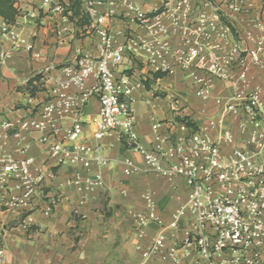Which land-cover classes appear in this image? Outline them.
I'll list each match as a JSON object with an SVG mask.
<instances>
[{
	"label": "crops",
	"instance_id": "crops-1",
	"mask_svg": "<svg viewBox=\"0 0 264 264\" xmlns=\"http://www.w3.org/2000/svg\"><path fill=\"white\" fill-rule=\"evenodd\" d=\"M34 2L38 7L40 0ZM248 2L256 7V11L241 16L236 35L221 27L218 32L225 33L227 39L214 34L201 41L205 45L215 43L225 50L230 48L232 40L239 41L244 50L254 48L256 41L263 37L262 29L251 30L255 39H246L244 32L258 17L260 0ZM117 3L114 16L109 20L114 42L122 43L127 33L147 39L146 29L134 21L133 15L119 4V0ZM137 4L146 13L165 8L159 20L167 30L165 38L172 53L160 63L148 65L142 61L144 63L132 67L138 82L131 108L141 146L151 150L160 144L170 150L179 140L187 138L193 128L202 131L210 141H217L222 133L231 131L232 142L222 147V157L227 161L248 133L241 130L240 116L222 114L223 106L242 89H260L264 95V75L249 60L245 64L248 69L245 84L238 79L239 69L229 72L228 80L210 77L207 71L210 57L203 63L197 59L190 65L186 63L188 43L196 40L193 33L198 28L200 15L211 16L215 12L208 0H137ZM99 10L102 12L103 6ZM30 11L27 6L26 14L17 18L14 25H8L0 16V49L7 53L4 63L0 64V117L5 115L14 120L29 115L36 106L55 97L54 89L65 66L86 58H98L102 53L97 29H88L86 25L78 27L54 8L41 11L39 20L32 17ZM11 30L18 32L32 47L15 46ZM140 58L144 59L143 56ZM158 71L168 72L166 76L154 79L153 73ZM38 74L42 75L39 84L43 89L31 97L24 84ZM200 81H209L211 85L208 99L197 95ZM95 82L90 78L84 89L71 87L67 91L77 98L79 118L87 124L90 140L100 103L84 93ZM184 117H188L194 126L188 127L177 119ZM76 119L77 115L70 110L59 122L58 140L66 139ZM39 136L36 133L25 141L29 154L36 157L38 167L44 164L46 157L45 147L37 140ZM102 145L110 164L101 170L103 185L100 188L87 192L83 185L67 183L77 178L84 180L97 173V168L85 170L64 165L53 170V177L45 178L48 186L60 190L64 196L51 216L37 211L23 220L19 213H0V249L5 251V260L0 264H142L143 252L149 250L160 235L164 237L160 251L146 264L197 262L199 257L194 244L184 242L189 215L176 221L177 211L189 201L190 191L184 180L159 176L137 151L127 149L116 135L104 139ZM9 150L14 158H22L18 146L10 144ZM126 158L135 163L139 169L137 173L126 174L123 163ZM260 162L264 165V150ZM147 195L155 202L158 222L149 223L143 236L139 237L134 228V215L148 214ZM175 222L176 227L173 226ZM24 223L30 228L26 229ZM260 254L264 264V247Z\"/></svg>",
	"mask_w": 264,
	"mask_h": 264
},
{
	"label": "built area",
	"instance_id": "built-area-1",
	"mask_svg": "<svg viewBox=\"0 0 264 264\" xmlns=\"http://www.w3.org/2000/svg\"><path fill=\"white\" fill-rule=\"evenodd\" d=\"M13 1L19 11L18 18L26 14L27 6L36 20L41 19V11L52 8L61 11L68 20L72 16L70 0H40L38 7H35L34 0ZM208 1L215 12L211 16L200 15L198 28L193 33L196 40L188 43L186 63L190 65L195 59L203 63L210 57L207 69L210 77L228 80V73L239 69L238 79L245 84L248 80L245 64L249 60L264 75V0H260L258 17L244 32L246 39H255L251 30L260 28L263 37L256 41L254 48L245 50L239 41L232 40L230 48L225 50L215 43L205 45L201 38L208 40L215 34L227 39L225 33L218 32L221 27L236 35L241 16L251 15L256 7L248 0ZM117 4V0H81V16L87 21L86 28L97 29L100 35L101 55L65 66L54 89L55 97L36 106L29 115L17 120L5 115L0 117V213H19L23 220L37 211L51 216L64 196L60 190L48 186L45 178L53 177V170L64 165L85 170L97 168L94 175L67 183L83 185L87 192L100 188L103 185L101 170L110 164L102 141L116 135L127 149L137 151L156 174L180 177L186 183L190 191L189 201L177 211L176 221L189 215L184 242L194 244L199 257L195 264H263L260 250L264 247V165L260 157L264 150V95L260 89H242L223 106L222 114L240 116L241 130L248 133L243 144L233 150L227 161L222 157V147L232 142L231 131L222 133L217 141H210L202 131L193 128L187 138L179 140L170 150L160 144L151 150L145 149L136 133L131 108L138 82L132 67L144 63L142 61L148 65L160 63L172 54L165 38L167 30L159 20L165 8L162 7L164 10L160 14L152 15L156 11L146 13L137 0H119V4L133 15L134 21L146 29L149 37L144 39L127 33L124 41L116 44L110 33L109 20L114 16ZM102 6L104 10L101 12ZM10 33L15 46L32 47L15 30ZM6 56L7 53L0 49V64L4 63ZM142 56L144 59L140 58ZM90 78L96 82L84 96L94 97L100 103L92 140L88 136L87 124L79 118L77 98L67 92L71 87L84 89ZM199 83L197 95L208 99L211 95L209 81ZM70 110L77 119L66 139L60 141L57 138L58 124ZM36 133L40 134L37 140L45 147L46 156L44 164L39 167L36 157L29 154L25 144L26 139ZM10 144L19 147L22 158L13 157ZM123 163L127 175L139 171L131 159L126 158ZM145 200L148 214L134 215V228L139 237L143 236L149 223L158 222L153 198L147 195ZM23 226L30 228L27 223ZM173 226L176 227V222ZM163 240L160 235L151 248L143 252L142 264L160 251ZM4 260L5 251L0 249V263Z\"/></svg>",
	"mask_w": 264,
	"mask_h": 264
},
{
	"label": "trees",
	"instance_id": "trees-1",
	"mask_svg": "<svg viewBox=\"0 0 264 264\" xmlns=\"http://www.w3.org/2000/svg\"><path fill=\"white\" fill-rule=\"evenodd\" d=\"M72 16L70 17L71 22H73L78 27H83L87 24V21L81 16V0H70ZM164 9H159L152 15L160 14ZM0 16L5 20L8 25H14L19 16V11L14 5L13 0H0ZM167 75V72L158 71L153 73L154 79L162 78ZM42 78L41 74L35 75L30 78L25 84V90H29L31 97H35L36 93L41 91L43 88L39 84ZM158 93H156L157 95ZM178 121L185 123L188 127H193L194 125L188 117L182 119L177 118Z\"/></svg>",
	"mask_w": 264,
	"mask_h": 264
}]
</instances>
